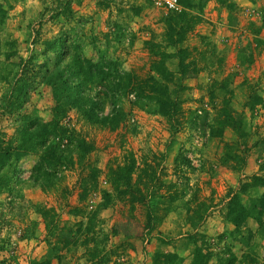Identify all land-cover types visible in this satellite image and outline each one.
Instances as JSON below:
<instances>
[{"label":"rangeland","instance_id":"374dc122","mask_svg":"<svg viewBox=\"0 0 264 264\" xmlns=\"http://www.w3.org/2000/svg\"><path fill=\"white\" fill-rule=\"evenodd\" d=\"M183 1L182 11L197 25L180 48L189 51L188 61L194 65L182 77L183 88L171 84L170 90L184 103L185 114L179 119L186 124L173 126L155 107L132 105L134 95L118 104L128 117L115 131L90 124L77 109H69L64 124L85 137L93 151L84 164L76 157L74 169L59 173L53 191L31 181L38 156L19 163L20 182L9 196L0 195V264H155L158 253L178 254L183 264H191L196 247L204 245L213 254L212 264L230 253L236 255V264H264V235L258 233L256 220H248L241 233L224 219L230 198L264 163V0ZM0 4L7 11L0 25V132L7 141L15 123L1 100L22 71L34 79L22 113L45 122L54 118L53 91L41 83L40 74L56 63L54 52L46 53L47 41L60 36L78 44L87 58L118 60L141 78L151 73L154 52L176 53L164 25L171 13L157 8L154 0H70L69 10L57 0ZM10 53L15 56L7 61ZM166 66L177 75L178 58L171 57ZM250 97L259 101L257 106L251 107ZM225 105L234 117H242L241 134L225 128L218 136L216 121ZM111 109L105 102V113ZM130 155L139 169L135 180L147 168L162 182L157 184L162 187L159 193L184 191L172 203L165 199L171 211L159 212L161 223H152L153 229L147 225L146 205L113 200L102 206V191H112L110 169L124 165ZM227 155L236 160L226 161ZM89 164L99 172L98 190L82 202L81 178L91 172H84ZM263 194L264 188H254L240 199L247 206ZM199 204L205 213L202 220H194ZM47 210L52 213L46 218ZM246 229L253 234L246 236L247 244L242 239ZM68 235L73 238L70 244L62 241Z\"/></svg>","mask_w":264,"mask_h":264},{"label":"trees","instance_id":"16d2710c","mask_svg":"<svg viewBox=\"0 0 264 264\" xmlns=\"http://www.w3.org/2000/svg\"><path fill=\"white\" fill-rule=\"evenodd\" d=\"M57 1L61 2V7L66 6L68 10L71 8L70 0ZM180 3L183 7L185 1L180 0ZM229 6L230 10L234 8L232 4ZM133 12L139 14L140 9L134 7ZM167 17L164 20L167 29L166 35L170 39V46L176 53L170 54L163 50L154 52L151 73L144 78L139 77L133 71L124 70L122 63L118 60L107 59L105 56L99 58L98 61L89 59L78 44H70L60 36L45 43L46 53L54 52V61H56L53 70L46 69L40 73L41 83L47 84L53 91L56 102L54 118L52 121L45 122L38 116L22 113V107L34 88V79L28 78L25 71L21 72L19 78L9 82L10 88L1 101L4 104L5 114L14 119L15 132L8 141L5 139L6 135L0 132V195L8 194L9 196L11 192L13 193V185L20 182V179L17 178L18 165L29 155L39 158L33 168L31 181L47 191L56 190L60 180L58 174L64 170L74 169L77 165L75 159L78 158L80 165L85 163L84 160H87V157L92 153L93 146L76 130L64 124L69 109H77L90 124L115 131L128 117L118 104L124 97L134 95L135 99L132 105L140 108L146 105L155 107L157 113L166 117L173 126L186 124L179 119L180 117L183 119L185 114L184 103L178 93L171 92L170 85L183 88L182 77L186 76L191 66L194 65L193 61H188L189 51L180 48V45L193 32L197 23L196 19L185 10L180 13H171ZM6 18L7 11L0 4V25ZM14 56L15 54L12 53L6 54V60L10 61ZM171 57H177L179 60L177 75L169 71L166 66V61ZM40 69H43V66ZM2 81L4 82L5 79ZM250 100H254V98L250 97ZM105 102H108L112 108L109 113H105ZM258 102L256 100L251 102V107L257 106ZM220 113L221 118L216 121L218 136L223 134L225 128H232L236 133L241 134L242 117H234L229 105H225ZM194 114L197 113L193 112ZM230 159L235 161L236 156L227 155L225 160L231 161ZM136 162L134 155H130L124 165L121 164L115 169H110L108 181L112 186V191H102L104 200L102 206L105 209L113 200L127 201L133 207L136 204L146 205L147 225L153 229L152 223H155L156 227L161 223L157 214L163 212L166 215L171 211L164 204L165 199L172 203L184 196V191L175 190L173 193L165 195L159 193L162 187H158L157 184L161 185L162 182H159L160 179L157 178L156 171L150 172L147 168L142 170L135 180L133 176L139 170L136 167ZM86 171L91 172L84 173L81 178L83 191L80 194V201L82 202L98 190L99 172L90 164L84 168V172ZM259 171L247 182L241 183L240 190L230 198L226 207L225 221L233 224L236 230H241V233L247 221L253 219L259 225L258 233L264 235V194L251 198L247 206L240 199V194L244 195L250 189L264 188V163L260 165ZM48 213L52 212L45 211L46 218ZM204 213L205 209L202 204H199L194 210L192 218L202 220ZM92 217L94 218V215ZM93 218L90 220V224L94 220ZM93 226L94 224L86 228L89 231ZM246 236L251 238L253 234L248 229L243 233L242 239L247 244L249 238ZM64 238L62 241L66 244H70L73 240L69 235ZM75 243L74 239L73 244ZM205 246L196 247L191 264H212L213 254L210 248ZM94 254L98 256L96 253ZM245 259L248 258L245 257ZM183 261L184 259L178 254L172 253H158L155 257V264H183ZM237 261L236 255L230 253L229 257L220 258L217 264H236ZM30 264H52V262L50 260H31Z\"/></svg>","mask_w":264,"mask_h":264},{"label":"built area","instance_id":"2783aa9c","mask_svg":"<svg viewBox=\"0 0 264 264\" xmlns=\"http://www.w3.org/2000/svg\"><path fill=\"white\" fill-rule=\"evenodd\" d=\"M154 4L168 13H180L183 10L180 0H154Z\"/></svg>","mask_w":264,"mask_h":264}]
</instances>
